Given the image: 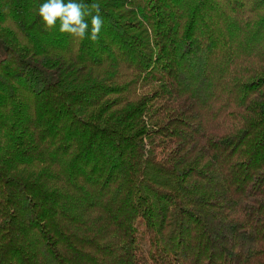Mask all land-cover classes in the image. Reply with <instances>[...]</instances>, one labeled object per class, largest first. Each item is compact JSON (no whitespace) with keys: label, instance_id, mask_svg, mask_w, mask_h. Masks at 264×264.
<instances>
[{"label":"trees","instance_id":"obj_1","mask_svg":"<svg viewBox=\"0 0 264 264\" xmlns=\"http://www.w3.org/2000/svg\"><path fill=\"white\" fill-rule=\"evenodd\" d=\"M44 2L0 0V264H264V0Z\"/></svg>","mask_w":264,"mask_h":264},{"label":"clouds","instance_id":"obj_2","mask_svg":"<svg viewBox=\"0 0 264 264\" xmlns=\"http://www.w3.org/2000/svg\"><path fill=\"white\" fill-rule=\"evenodd\" d=\"M98 2L82 3L77 0H45L39 5L37 15L46 29L57 27L61 34L73 39L95 42L104 24Z\"/></svg>","mask_w":264,"mask_h":264}]
</instances>
